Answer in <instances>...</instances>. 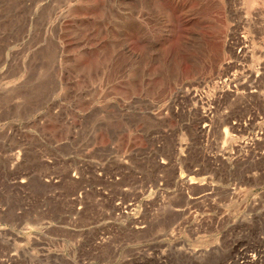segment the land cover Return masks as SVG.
<instances>
[{
	"label": "rangeland",
	"instance_id": "obj_1",
	"mask_svg": "<svg viewBox=\"0 0 264 264\" xmlns=\"http://www.w3.org/2000/svg\"><path fill=\"white\" fill-rule=\"evenodd\" d=\"M0 264H264V0H0Z\"/></svg>",
	"mask_w": 264,
	"mask_h": 264
}]
</instances>
